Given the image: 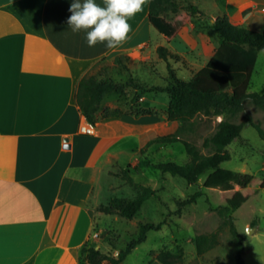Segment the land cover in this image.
Listing matches in <instances>:
<instances>
[{
  "label": "crops",
  "instance_id": "1",
  "mask_svg": "<svg viewBox=\"0 0 264 264\" xmlns=\"http://www.w3.org/2000/svg\"><path fill=\"white\" fill-rule=\"evenodd\" d=\"M150 1L129 20L128 39L113 49L89 47L83 31L68 28L70 0H0V264H82L84 247L103 251L99 235L106 214L97 208L104 188L113 189L110 180L117 179L110 172L123 167L120 156L126 151L141 153L180 127L160 108L167 103L160 99L163 93L136 98L137 90L129 87L104 98L96 133L83 134L81 127L89 121L76 102L82 79L100 78L105 65L122 68L127 61L134 69L155 70L161 62L168 69L160 47L178 55L179 60L170 58L172 68L177 73L173 63L184 65L192 79L220 46V40L214 44L208 36L218 18L264 31V0H213L211 23L202 27L209 14L193 0L204 16L189 18L185 11L167 15L175 30L172 37L151 23ZM117 57H123L122 65L115 63ZM154 146L144 154H152ZM252 224L256 235L259 227ZM193 250L198 257L195 246ZM159 251H150L140 264H162L156 259Z\"/></svg>",
  "mask_w": 264,
  "mask_h": 264
},
{
  "label": "trees",
  "instance_id": "2",
  "mask_svg": "<svg viewBox=\"0 0 264 264\" xmlns=\"http://www.w3.org/2000/svg\"><path fill=\"white\" fill-rule=\"evenodd\" d=\"M187 12L189 18L203 17L204 13L193 0H151L149 17L151 23L163 34L172 37L175 30L166 20L169 14ZM220 35V46L210 62L194 74L190 81L178 78L170 64L171 59L179 60L165 47L158 49L159 56L168 63V84L162 87H149L134 79L129 83H119L112 79L101 80L96 76L82 79L76 92V102L83 116L96 125L97 115L104 98L111 93L123 94L129 87L137 90L136 98L147 92L167 93L170 96L168 120L179 122L176 133L159 136L141 151L153 145H173L181 142L186 148L189 162L185 165L175 161L151 165L165 175L180 177L189 185H197L200 190L185 204L196 203L201 197H206L209 204L223 220L222 226H230L232 236L242 242L246 240L238 233L233 211L242 208L259 190H264V178L249 174H240L222 168V164L231 160L229 147L243 140L244 124H236L226 118V115H236L245 110V103L251 100L264 109V95L251 93L252 77L258 59V52L264 50V31L256 32L245 27L233 25L227 16L218 18L212 25ZM123 57H117L115 63L123 64ZM148 111H138L146 113ZM215 115L222 117L215 133L205 138L204 154L194 143L183 139L182 135L192 131L195 119L199 115ZM247 122L255 128L264 140V129L248 117ZM121 177L135 191L134 198H116L107 205H101L100 211L106 215H118L128 220L136 218L144 204L157 198L158 191L152 186L135 181L131 167H120ZM164 222L140 223L137 238L133 239L127 248L117 257L107 254L94 247H84L82 262L85 264H123L128 256L148 240L151 231H160ZM256 226L254 222L252 227ZM198 257H201L219 246V231L211 234H201L193 240ZM183 251L172 253L166 249L158 252L156 259L162 264H182ZM235 264H246L244 251L237 254Z\"/></svg>",
  "mask_w": 264,
  "mask_h": 264
},
{
  "label": "rangeland",
  "instance_id": "3",
  "mask_svg": "<svg viewBox=\"0 0 264 264\" xmlns=\"http://www.w3.org/2000/svg\"><path fill=\"white\" fill-rule=\"evenodd\" d=\"M197 1L201 8L209 14L204 22H200L202 27L211 23V16L215 13V3L213 0ZM183 12L181 11L180 14ZM196 36L202 38L201 34ZM208 36L214 44H218L220 35L217 32L212 31L208 33ZM190 58L194 59V56L191 55ZM173 64L177 68L179 79L187 82L191 80L189 68L177 65V63ZM134 67L135 65L129 61L122 68L105 65L104 70L98 76L101 80L121 81L122 79L124 83H129L131 80L129 77L133 76L140 82L149 85L164 86L168 84L165 80L168 77L166 63L155 64V70L146 67L134 69ZM250 92L264 95V50L258 52ZM146 95L150 96V94ZM169 98L167 93L160 95V99L167 102L160 106L162 110H168ZM248 117L264 129V109L255 105L251 100L245 103L243 112L233 116L226 115L228 120L236 124H244V130L242 132L243 140L235 142L229 147L232 159L223 163L222 168L264 178V140L258 131L249 125ZM220 121H222V117L199 115L194 121L192 131L183 134L182 138L194 143L204 154H207L208 150L203 148V142L205 138L215 133ZM154 147L153 153L149 156L138 153L136 149H130L120 156L123 167H131L135 181L152 186L158 191V196L147 201L133 220L118 215H104L101 220V228L105 229L103 234L99 235L103 241L101 243L102 250L117 257L133 239L137 238L140 223L164 222L163 228L160 231H151L148 234V240L140 245L137 251H133L123 264H140L150 251L163 249L183 251L182 264H235V257L241 251H244L246 264H264V190H259L242 208L231 213L235 219L238 233L246 238L242 242L239 238L232 236L230 226H222L223 220L209 204L206 197L199 198L196 203L185 204L200 190L199 186L189 185L186 180L180 177L164 176L160 170L148 165L170 161L181 165L187 164L189 156L184 144L178 142L173 145H156ZM136 157L141 162L137 161L136 166L133 167L131 163H135ZM110 173L117 179L110 180L114 185L113 189L108 186L104 188L102 205H107L116 198H134L136 196V191L121 177H117L120 167L113 168ZM99 209L100 207L97 208V211L101 212ZM254 222L259 227V232L256 235H249V224ZM218 231L219 246L209 253L197 257L193 250L192 240L198 235ZM82 264L85 262L83 261Z\"/></svg>",
  "mask_w": 264,
  "mask_h": 264
},
{
  "label": "clouds",
  "instance_id": "4",
  "mask_svg": "<svg viewBox=\"0 0 264 264\" xmlns=\"http://www.w3.org/2000/svg\"><path fill=\"white\" fill-rule=\"evenodd\" d=\"M147 0H70L67 18L73 33H85L89 47L118 48L131 31L129 20L143 11Z\"/></svg>",
  "mask_w": 264,
  "mask_h": 264
},
{
  "label": "built area",
  "instance_id": "5",
  "mask_svg": "<svg viewBox=\"0 0 264 264\" xmlns=\"http://www.w3.org/2000/svg\"><path fill=\"white\" fill-rule=\"evenodd\" d=\"M81 132L86 135H94L96 133V125L94 123H86L81 127ZM96 237L98 234L95 235Z\"/></svg>",
  "mask_w": 264,
  "mask_h": 264
},
{
  "label": "water",
  "instance_id": "6",
  "mask_svg": "<svg viewBox=\"0 0 264 264\" xmlns=\"http://www.w3.org/2000/svg\"><path fill=\"white\" fill-rule=\"evenodd\" d=\"M255 231H256L255 228H249L248 233H249V235H254L255 234Z\"/></svg>",
  "mask_w": 264,
  "mask_h": 264
}]
</instances>
